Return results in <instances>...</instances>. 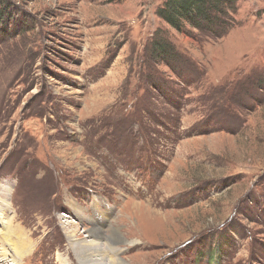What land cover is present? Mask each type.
Segmentation results:
<instances>
[{"label":"rangeland","instance_id":"rangeland-1","mask_svg":"<svg viewBox=\"0 0 264 264\" xmlns=\"http://www.w3.org/2000/svg\"><path fill=\"white\" fill-rule=\"evenodd\" d=\"M164 1L2 0L0 231L19 264H80L69 225L128 264H264V0H237L217 39L172 28Z\"/></svg>","mask_w":264,"mask_h":264},{"label":"trees","instance_id":"trees-1","mask_svg":"<svg viewBox=\"0 0 264 264\" xmlns=\"http://www.w3.org/2000/svg\"><path fill=\"white\" fill-rule=\"evenodd\" d=\"M2 4L0 0V13L6 15L8 8ZM236 5L237 0H165L158 7L157 15L179 32L188 27L208 38L217 39L236 24ZM149 51L151 61L164 62L176 75L181 74L174 64L182 60L170 43L155 38Z\"/></svg>","mask_w":264,"mask_h":264},{"label":"bare ground","instance_id":"bare-ground-1","mask_svg":"<svg viewBox=\"0 0 264 264\" xmlns=\"http://www.w3.org/2000/svg\"><path fill=\"white\" fill-rule=\"evenodd\" d=\"M3 201V200H2ZM4 204V203H3ZM7 205V204H6ZM4 207V206H3ZM2 212H0V222L2 224L3 222V227H7V219L4 220ZM63 216V214L61 215ZM65 216V215H64ZM70 217V215L68 216ZM67 222L66 223H71L70 218H66ZM15 234H11L8 232V230H3L0 231L2 234V241L5 240L8 242V244L11 247V252L10 248L3 247V242L0 243V264H19V259L20 257L27 251L26 245L22 243L19 232L17 230H14ZM10 233V234H9ZM102 235L103 232L99 227L95 225H91L89 227L85 228V235H83L85 238L84 239H79L77 236V232L75 229H73V225L70 227V225L66 228V235L67 239L69 240V244L71 248H74L76 251V255L78 258V261L80 264H128L123 258L119 256H113L112 253L113 251H116V248L112 247H105L103 248V244L100 247V241L96 240V238H91L94 237L93 235ZM15 235V241L13 240V236ZM108 238L107 244H111L114 240V238H119L121 239L120 235L118 234L117 229L113 226L109 229L108 235H106ZM1 241V240H0ZM135 242V241H133ZM131 242V244L133 243ZM102 243V242H101ZM112 248V249H111ZM103 249H109L107 257L105 256V253H101L100 250ZM118 250V249H117ZM10 252V253H9ZM121 254V253H120Z\"/></svg>","mask_w":264,"mask_h":264},{"label":"built area","instance_id":"built-area-1","mask_svg":"<svg viewBox=\"0 0 264 264\" xmlns=\"http://www.w3.org/2000/svg\"><path fill=\"white\" fill-rule=\"evenodd\" d=\"M67 214H65V216H66ZM68 217V216H67ZM70 218V217H69Z\"/></svg>","mask_w":264,"mask_h":264}]
</instances>
